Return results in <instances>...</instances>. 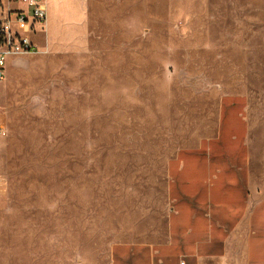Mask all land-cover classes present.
<instances>
[{
	"label": "rangeland",
	"instance_id": "374dc122",
	"mask_svg": "<svg viewBox=\"0 0 264 264\" xmlns=\"http://www.w3.org/2000/svg\"><path fill=\"white\" fill-rule=\"evenodd\" d=\"M60 12L0 80V264H96L114 242L163 240L167 162L214 132L225 96L248 100L264 193V0Z\"/></svg>",
	"mask_w": 264,
	"mask_h": 264
},
{
	"label": "crops",
	"instance_id": "0c3cea01",
	"mask_svg": "<svg viewBox=\"0 0 264 264\" xmlns=\"http://www.w3.org/2000/svg\"><path fill=\"white\" fill-rule=\"evenodd\" d=\"M66 1L45 3L47 19ZM250 136L248 100L223 97L214 132L167 162L164 239L114 242L95 263L264 264V193Z\"/></svg>",
	"mask_w": 264,
	"mask_h": 264
},
{
	"label": "built area",
	"instance_id": "2783aa9c",
	"mask_svg": "<svg viewBox=\"0 0 264 264\" xmlns=\"http://www.w3.org/2000/svg\"><path fill=\"white\" fill-rule=\"evenodd\" d=\"M46 22L44 0H0V80L5 78L10 57L38 51L37 31L40 28L43 33ZM4 134L0 126V135Z\"/></svg>",
	"mask_w": 264,
	"mask_h": 264
}]
</instances>
